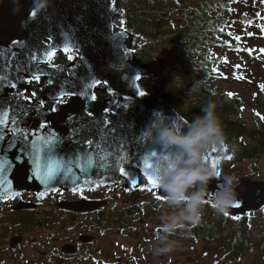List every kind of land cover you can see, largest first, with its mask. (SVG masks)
<instances>
[{
  "label": "water",
  "instance_id": "obj_1",
  "mask_svg": "<svg viewBox=\"0 0 264 264\" xmlns=\"http://www.w3.org/2000/svg\"><path fill=\"white\" fill-rule=\"evenodd\" d=\"M115 2L52 0L45 12L30 16L33 0H19V11H14V0H0V201L23 193L42 198L105 187L156 191L166 199L145 172V163H159L165 150L146 131L157 111L178 124L188 123L157 96L140 95L143 71L130 57L136 37L124 28ZM58 55L74 59L65 66L53 65ZM94 81L99 83L91 87ZM82 86L88 87L85 95L79 94ZM61 89L77 95L61 96ZM54 136L59 137L58 167L50 178L52 161L44 151ZM213 147L206 153L209 163L218 159L219 150L213 152ZM153 151L157 157L150 156ZM100 158H105L103 168L90 167V161ZM219 183L212 180L206 202L214 204L212 193ZM236 190L240 202L228 210L230 215L239 218L264 210L263 182H241ZM105 205L103 200L80 201L57 208L83 214ZM19 241L13 238L9 244ZM62 250L74 253L75 247Z\"/></svg>",
  "mask_w": 264,
  "mask_h": 264
},
{
  "label": "trees",
  "instance_id": "obj_2",
  "mask_svg": "<svg viewBox=\"0 0 264 264\" xmlns=\"http://www.w3.org/2000/svg\"><path fill=\"white\" fill-rule=\"evenodd\" d=\"M241 2L248 8L244 13L234 10ZM115 8L121 12L124 28L136 37L130 57L131 62L143 71L140 87L144 97L157 96L188 124L196 116L202 115L201 107L210 100L229 115L226 119L219 117L224 126L226 140L234 149L226 150L223 154L219 152L217 167L221 176L244 162L264 159V123L256 128L246 127L235 118L242 112L244 103L232 93L217 95L207 88L211 81L230 77L226 68L228 54L241 55L264 51L249 48L245 44L247 36L250 35V28L259 31L264 25V0H116ZM68 57L58 55L52 64L65 66L73 60ZM175 75L184 78V89L170 91L169 84ZM194 81H203L204 84L199 91L190 97L186 96L187 88H190ZM180 86L181 81H177L171 88L176 90ZM260 95L264 96V85L257 86L254 98L257 99ZM98 98L103 99L104 96L99 94ZM258 106L259 104L255 107ZM248 170L251 179L256 180L259 175L258 167L251 164ZM134 192L137 193H131ZM158 200L160 207H168L166 199L158 197ZM203 208L200 223L178 229L173 237L187 235L193 243L201 237L208 245L216 242L217 247L215 246L214 250L205 247L207 251L203 253V256L214 253L216 263L222 259L228 263H237L242 255L255 248L249 228V216L255 214L237 219L226 212L227 214L220 215L223 224L219 227L210 218L215 211L214 205L206 202ZM129 210L138 211L139 207L134 205ZM57 220L56 215V219L48 221L55 225ZM48 221L35 222L33 217H29L27 221H18L16 216H11L3 224H12L17 229L28 231L42 224L46 226ZM94 221L97 223L96 227L101 225L97 218H94ZM114 223L115 218L114 222L106 220L103 228H113ZM156 232L154 237L158 238L161 228ZM154 234L155 231L150 233ZM260 236L261 248L264 249V230ZM218 254H221L220 260L217 259Z\"/></svg>",
  "mask_w": 264,
  "mask_h": 264
},
{
  "label": "rangeland",
  "instance_id": "obj_3",
  "mask_svg": "<svg viewBox=\"0 0 264 264\" xmlns=\"http://www.w3.org/2000/svg\"><path fill=\"white\" fill-rule=\"evenodd\" d=\"M234 10L244 13L248 8L241 2L234 7ZM258 27L260 28L259 25ZM263 30L264 25L259 31L256 28H250V35L247 36L245 44L249 48L264 50ZM226 62L230 77L219 81H211L207 85L208 90L217 95L223 93L234 94L244 103L242 112L235 118L248 128L261 126L264 123V96L260 95L255 99L254 94L257 86L264 85V51L260 52L258 50V52H252V54L243 53L241 55L228 54ZM258 104L259 106L255 107ZM216 112L220 118L226 119L229 117L221 110L219 105H216ZM251 164H255L259 170L256 180H252L250 177L251 173L248 167ZM225 174L238 177L239 184L249 181L264 183V159L244 162L226 171ZM136 191L137 193H131L120 188L105 187L100 188L96 193L98 197L103 198V201L106 202L103 207L108 217L107 220L109 222H114V218L116 220L115 227L108 231L104 230L103 223H101L100 226L95 227V231L89 232L87 226L91 223L94 225L93 218L80 221L60 218L55 221V225H51L48 220L56 219L54 202L59 198H63L62 193H50L37 199L40 207L36 210L33 218L35 220L44 217L49 224L42 228L32 227V229L25 231L28 233L24 232L27 245L21 247L18 253L23 251L21 254L25 255L27 262L15 259L12 252H8L11 239L16 238L15 235H21L22 231L12 224L11 226L3 224L4 226L0 228V264H42L44 260L40 258L36 251L59 249L67 241L72 240V237L76 238L81 233L95 236V241L85 248L97 250L106 264H232L223 259L220 262H214V253L203 256V253L207 251L205 247L214 250L213 248L217 247L216 242L208 245L199 237L198 241L193 243L187 235H181L178 238L170 237L180 241L181 246L176 251L166 256H153L150 249L157 240L154 237L157 234L156 230L161 228L160 217L171 210L168 207L158 205L160 201L156 191ZM52 196H55L56 199H49ZM133 196H136V198L134 199ZM134 205L139 207L138 211L129 210ZM212 214L213 216H210V218L220 227L223 224L221 214L216 211ZM251 214H255L249 216V228L251 238L254 239L255 248L242 255L240 260L234 264H264V249L261 248L260 242L262 239L260 233L264 230V212H253ZM154 231L155 234L150 235ZM220 255H217L219 260ZM79 264L94 263L87 261Z\"/></svg>",
  "mask_w": 264,
  "mask_h": 264
},
{
  "label": "clouds",
  "instance_id": "obj_4",
  "mask_svg": "<svg viewBox=\"0 0 264 264\" xmlns=\"http://www.w3.org/2000/svg\"><path fill=\"white\" fill-rule=\"evenodd\" d=\"M19 11V0H14ZM52 0H33L30 16L45 12ZM184 78L175 75L169 84L170 91L184 89ZM181 81V86L173 90L171 85ZM203 81H194L186 90L191 96L203 86ZM202 115L196 116L187 126L178 124L173 116L163 111L154 113V120L146 131L158 148L166 150L171 157L167 170L159 176V188L166 197L168 208L161 219V234L154 242L150 251L155 257L166 256L176 251L181 245L174 236L178 229L200 223L203 206L210 193L212 180L220 183L213 195L214 209L218 214L226 213L239 203L237 187L239 178L225 174L221 177L218 167H213L206 160L207 151L215 146L221 154L234 151L226 140L224 126L217 115L216 104L209 101L201 107Z\"/></svg>",
  "mask_w": 264,
  "mask_h": 264
},
{
  "label": "flooded vegetation",
  "instance_id": "obj_5",
  "mask_svg": "<svg viewBox=\"0 0 264 264\" xmlns=\"http://www.w3.org/2000/svg\"><path fill=\"white\" fill-rule=\"evenodd\" d=\"M100 189H97L95 191H83L79 193H74V194H69V193H62L61 196L63 198H59L58 200H54V207H55V213L58 216V219L60 218H69L73 219L76 221H80L86 218H97L98 222L106 224L107 220V215L104 212V207L99 208L95 210L94 212L91 213H74L70 212L67 210L63 209H58L57 204L60 203H75V202H80V201H101L103 198L98 197L96 193ZM61 193V192H57ZM55 193V194H57ZM53 194V195H55ZM65 195V196H64ZM49 197V196H48ZM47 197V198H48ZM56 199L55 196L50 197L49 199ZM37 199H40L36 196H33L30 193H23L19 197L12 199V200H7V201H0V217H1V222H0V228L3 227V223L5 220H8L11 216H16L18 221H27L29 217H33L34 214H36V210H38V207H40V204ZM32 206V207H28ZM47 221L44 217L42 219H35L36 221ZM8 224H11L8 222ZM97 223L94 222V225L92 223L87 226V230L90 231H95ZM8 226V225H7ZM45 227L43 224L36 227V228H42ZM115 227V226H114ZM109 228L108 230H110ZM105 230V229H104ZM105 230V231H108ZM22 232L20 233L21 235H15L16 238H19L20 241L15 243L13 247L10 246L9 244V251L12 252L13 256L15 259H18L19 261H24L27 262L25 259V255L21 254V252L18 253L21 247H25L27 245L26 242V237H25V232L26 230L23 229L21 230ZM25 232V233H24ZM83 236L87 237H93V241L91 242H85L81 241L80 238ZM95 241V236L93 235H87L84 233L78 234L75 237H72V240L67 241L61 248L59 249H48L47 251H36L40 258L44 260L42 264H79L81 262H91L94 264H106L104 260L102 259V255L98 253L97 250L95 249H86V246H90L93 242ZM65 246H72L75 247V252L74 253H66L63 252V247ZM17 254H19L17 256ZM1 260V259H0Z\"/></svg>",
  "mask_w": 264,
  "mask_h": 264
},
{
  "label": "snow or ice",
  "instance_id": "obj_6",
  "mask_svg": "<svg viewBox=\"0 0 264 264\" xmlns=\"http://www.w3.org/2000/svg\"><path fill=\"white\" fill-rule=\"evenodd\" d=\"M33 15H35V13H33ZM65 51H70V49H65ZM52 54L49 53V56H51ZM70 60L74 59V57H72L71 55H69L68 57ZM39 77H37L38 79ZM48 83H52V80L49 79ZM99 81H94L91 85V87H95L96 84H98ZM14 87V85H13ZM88 91V87H81V91H80V95H85ZM32 95H35V93H33ZM61 96L64 95H77L75 90H69L68 92H65L63 89H61L60 92ZM140 95H144L143 93H140ZM229 95H232L231 93ZM91 99L93 101L96 100V96L95 94H93L91 96ZM53 111H55V108H52ZM89 115H92L91 112L88 113ZM6 117V114H5ZM0 122H3V120H0ZM91 143V142H90ZM59 148V137H53V139L51 141L48 142V146L47 149L44 151V156L46 159H48L49 161H52V163L49 165V177L51 178L52 175L56 174V168L58 167L55 164V158L57 157V152L56 149ZM100 151H102V149H100ZM213 152L216 151L215 147H213L212 149ZM117 155H119V153H117ZM151 157H157V152L153 151L150 153ZM121 160H124L125 157H120ZM227 159H231V157H227ZM206 160H208V157L206 156ZM116 163V161H114V164ZM171 163V157L169 156L168 152L165 150V154H161L159 157V163L156 164H152V163H145V172L146 175H148V179L149 182L153 185V188H159V176L162 172L167 170V166ZM212 166L213 167H217V162L215 160L212 161ZM105 166V158H100V159H96L93 161H90V167H99V168H103ZM151 169V172L149 173L148 170ZM119 171L121 172V174L126 175V171L123 167H120ZM133 183H135V181H133ZM227 214V213H225Z\"/></svg>",
  "mask_w": 264,
  "mask_h": 264
},
{
  "label": "bare ground",
  "instance_id": "obj_7",
  "mask_svg": "<svg viewBox=\"0 0 264 264\" xmlns=\"http://www.w3.org/2000/svg\"><path fill=\"white\" fill-rule=\"evenodd\" d=\"M143 76H144V74H143ZM178 114V113H177ZM223 164V163H222ZM210 203V202H209ZM212 204V203H211ZM214 205V204H213ZM227 213L229 214V212L227 211ZM253 213V212H252ZM251 214V213H250ZM250 214H248V215H250ZM230 215V214H229ZM230 216H232V215H230ZM245 216H247V215H245ZM233 218H235L234 216H232ZM242 217H244V216H242ZM239 218H241V217H239ZM238 219V218H237ZM11 232V231H10ZM56 238V237H55ZM100 238V237H99ZM82 263V262H81Z\"/></svg>",
  "mask_w": 264,
  "mask_h": 264
}]
</instances>
